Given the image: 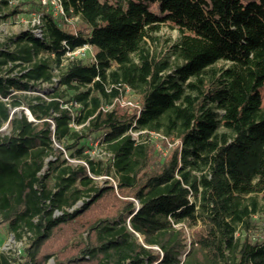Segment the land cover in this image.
Instances as JSON below:
<instances>
[{
    "label": "trees",
    "instance_id": "1",
    "mask_svg": "<svg viewBox=\"0 0 264 264\" xmlns=\"http://www.w3.org/2000/svg\"><path fill=\"white\" fill-rule=\"evenodd\" d=\"M30 3L42 36L0 43V218L28 243L0 264H264V226L247 234L264 199V0ZM165 24L179 37L159 50ZM85 44L93 61L67 57ZM126 86L140 115L113 105ZM151 133L177 144L156 155Z\"/></svg>",
    "mask_w": 264,
    "mask_h": 264
},
{
    "label": "rangeland",
    "instance_id": "2",
    "mask_svg": "<svg viewBox=\"0 0 264 264\" xmlns=\"http://www.w3.org/2000/svg\"><path fill=\"white\" fill-rule=\"evenodd\" d=\"M37 3H40L45 7V9H49V1L51 0H32ZM31 0H12V2H9L8 5L4 4L2 0H0V43H7L11 48H14L10 38H15L18 35H21L23 32L26 31H32L35 35L37 33V26L39 25V16L40 13L38 14L37 12L31 10L32 5H31ZM18 5V6H17ZM15 6L21 11L17 16H11L8 19H2L1 16L9 13L12 11ZM56 13V12H55ZM58 14V13H56ZM78 18L75 19H70L67 21L68 25L71 26V29H76L78 27ZM39 29V28H38ZM159 37V50H166L168 49L169 44L174 43L178 37H179V30L170 26L169 24H165L161 27L160 31L157 32L156 34ZM95 55V50L93 49L92 51L87 53V57L85 58L84 62L88 63L92 61L93 56ZM6 69V68H5ZM21 71V68H16L11 75H17ZM44 87H47L44 85ZM45 91L43 92H26L24 94L26 95H42L46 97ZM264 93V89H263ZM17 95H20V93H17ZM126 98L127 100L132 101L135 106H142L141 101L139 99V96L134 93L131 90H128L126 92ZM11 101V100H8ZM118 105V104H116ZM72 104H67L65 107H70ZM120 109H130V110H138L136 107H130V106H119ZM21 108L25 109V113L28 115L30 120H34L33 116L31 115L30 111L26 107H20V108H13L12 107V112L19 111ZM6 127H4L5 129ZM75 129H81V127H74ZM147 141H150L152 143L153 147L156 148L157 154L161 153L163 156L167 155L169 150L175 146L177 143H173L170 139L165 138L161 134H156V133H151L149 136H145L144 138ZM90 145L92 147L91 150H89V155L94 158V159H103V160H108L110 159V156L106 153H103V147L100 144L99 140L96 141H91ZM56 146L64 153L65 157L68 159H72L69 157V154L67 153L65 149V144H60L59 142L56 143ZM159 151V152H158ZM155 155V157H157ZM74 164L81 163L79 161H74L72 160ZM104 178H98L100 184H104ZM113 179V178H112ZM110 184L114 185L115 188L116 181L109 180ZM117 184V183H116ZM131 200H133L131 198ZM261 201V211L256 215L255 220H256V227L249 231L247 234L251 238H256L260 235V230L264 226V199H260ZM81 206V202L77 205V207ZM2 219L0 218V222ZM187 239L188 243L190 242V239L193 234V230L191 228H187ZM246 232L240 231V235L244 236ZM28 243V235H25L22 240H17L15 235L10 231L9 225L6 222H1L0 224V252L5 253L11 257L16 258L18 261H22V257L24 256V248L27 246ZM47 264H54V258L49 259Z\"/></svg>",
    "mask_w": 264,
    "mask_h": 264
},
{
    "label": "built area",
    "instance_id": "3",
    "mask_svg": "<svg viewBox=\"0 0 264 264\" xmlns=\"http://www.w3.org/2000/svg\"><path fill=\"white\" fill-rule=\"evenodd\" d=\"M9 2H12V0H9ZM49 3L52 5V7L54 8L55 12L56 13H60L62 15H64V9H63V5H62V0H51L49 1ZM40 17L41 15L39 16V25L41 23V20H40ZM67 21L70 20V19H66ZM37 33H36V36L38 37H41L42 36V31L41 29L37 28ZM94 48L92 45L90 44H85L84 46L80 47V48H77L76 50L72 51V52H68L67 53V57L70 58V59H85L87 57V53L92 51ZM94 60V56H93V59L92 61ZM125 89H121L120 90V94L119 96L114 100V103L113 105L115 104H118L119 106H130V107H136L138 108L137 110V115H140L141 111H142V106H135V104L130 101V100H127L126 98V92L128 90H131L129 87H124ZM134 125H136V122H134ZM71 126L73 127H81L80 125H77L74 121L72 122ZM146 131H135L133 130V127L129 130V133L134 137V138H138L139 134H144ZM103 153H106L108 154L110 157H111V153L103 150ZM68 160L70 162H72V160H76V159H70L68 158ZM76 161H79L81 163H84V161H81V160H76ZM90 174V173H89ZM91 175V174H90ZM99 178H108V179H111L113 180L111 177H107V176H104V177H99ZM116 185V183H115ZM56 214H60V212H57Z\"/></svg>",
    "mask_w": 264,
    "mask_h": 264
}]
</instances>
